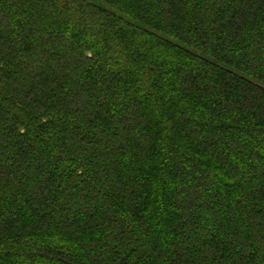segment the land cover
<instances>
[{
  "label": "trees",
  "instance_id": "1",
  "mask_svg": "<svg viewBox=\"0 0 264 264\" xmlns=\"http://www.w3.org/2000/svg\"><path fill=\"white\" fill-rule=\"evenodd\" d=\"M206 8L0 0V264L264 261V0Z\"/></svg>",
  "mask_w": 264,
  "mask_h": 264
},
{
  "label": "rangeland",
  "instance_id": "2",
  "mask_svg": "<svg viewBox=\"0 0 264 264\" xmlns=\"http://www.w3.org/2000/svg\"><path fill=\"white\" fill-rule=\"evenodd\" d=\"M201 1V0H200ZM204 3L208 2V8H206V11H205V17H211V18H215L217 15L221 14L222 12L224 13L226 9V5H227V0H220L221 3H217V6H216V10H212L210 5L214 2H218V0H203ZM198 3V2H197ZM203 21L205 20V18H201ZM261 56H263V54H261ZM260 55L257 56L258 58L261 57ZM255 58V56H254ZM260 188V187H264V181L262 183H255V184H252L250 185L249 187V191H252V190H255L256 188ZM200 197V196H198ZM204 203L207 201V199H204L203 200ZM260 216H263V213H260L259 214ZM228 217L229 219L232 221V224H236L238 222V219H235L230 212H228ZM214 220H216L218 222V224H213V226H210V225H207L206 224V220H203L200 224H201V227L200 229L198 230V234L200 236H203V237H209V235L211 234V232H215V231H220L222 236L224 237V234L226 235V241H228V249L230 250V252L232 253V255L234 257H238L240 260L242 259H246V255L247 253L249 252L250 249H245L243 252H240V249H241V246L239 245V243H243L244 244V240H245V235L243 233V231L240 233V231L238 232L237 235H231L233 234L235 231H233L232 227H228L227 224H225V222L223 221V219L221 217H215ZM201 221V220H200ZM216 222V223H217ZM218 226V227H217ZM217 227V228H216ZM216 228V229H215ZM197 234V235H198ZM246 241V240H245ZM252 238L248 239V243L251 242L252 243ZM255 243V242H254ZM255 247L256 249L258 250V258H260V256H262L264 254V252L260 251L261 247L259 244H255ZM258 264H264V261H261L259 262Z\"/></svg>",
  "mask_w": 264,
  "mask_h": 264
}]
</instances>
